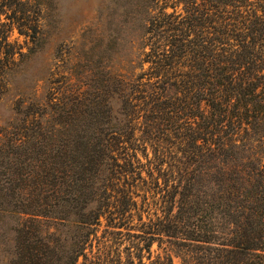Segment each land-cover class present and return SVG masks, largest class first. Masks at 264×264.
Here are the masks:
<instances>
[{
  "label": "trees",
  "instance_id": "obj_1",
  "mask_svg": "<svg viewBox=\"0 0 264 264\" xmlns=\"http://www.w3.org/2000/svg\"><path fill=\"white\" fill-rule=\"evenodd\" d=\"M123 7L125 37L56 50L64 87L0 123V264H264V0ZM44 11L0 0V101Z\"/></svg>",
  "mask_w": 264,
  "mask_h": 264
},
{
  "label": "rangeland",
  "instance_id": "obj_2",
  "mask_svg": "<svg viewBox=\"0 0 264 264\" xmlns=\"http://www.w3.org/2000/svg\"><path fill=\"white\" fill-rule=\"evenodd\" d=\"M42 1L45 9V37L41 47L42 52L22 66L9 91L0 101L1 125H6L13 118L17 95H35L37 91L39 95H44L47 88L44 81L47 83L46 76L50 71H55L54 79L58 81V85H64L70 69L63 62H56L53 59L56 50H59L64 58H72L74 63H78L75 56L81 54L83 60L85 62L90 60L93 66L98 60V55L107 48L110 35L117 33L121 38L125 37L122 29L125 20L123 5L126 0ZM11 40L23 42V38L17 33L13 34ZM122 42L123 39L121 44ZM122 47L125 52V46ZM151 252V259H148L149 256L145 253L144 263L150 264L155 259L157 245L152 247ZM136 262L138 263L139 260ZM179 263V259H175V264Z\"/></svg>",
  "mask_w": 264,
  "mask_h": 264
}]
</instances>
